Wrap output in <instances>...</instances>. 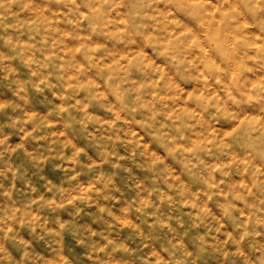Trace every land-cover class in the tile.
Returning a JSON list of instances; mask_svg holds the SVG:
<instances>
[{"label":"clouds","instance_id":"clouds-1","mask_svg":"<svg viewBox=\"0 0 264 264\" xmlns=\"http://www.w3.org/2000/svg\"><path fill=\"white\" fill-rule=\"evenodd\" d=\"M0 264H264V0H0Z\"/></svg>","mask_w":264,"mask_h":264}]
</instances>
